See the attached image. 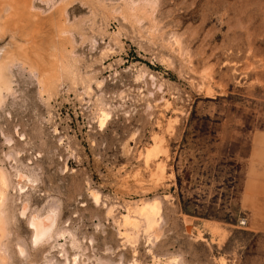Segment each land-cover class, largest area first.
Listing matches in <instances>:
<instances>
[{
	"label": "rangeland",
	"instance_id": "rangeland-1",
	"mask_svg": "<svg viewBox=\"0 0 264 264\" xmlns=\"http://www.w3.org/2000/svg\"><path fill=\"white\" fill-rule=\"evenodd\" d=\"M0 68V264H264V0H0Z\"/></svg>",
	"mask_w": 264,
	"mask_h": 264
},
{
	"label": "bare ground",
	"instance_id": "bare-ground-1",
	"mask_svg": "<svg viewBox=\"0 0 264 264\" xmlns=\"http://www.w3.org/2000/svg\"><path fill=\"white\" fill-rule=\"evenodd\" d=\"M26 3V2H25ZM4 68H0V76L2 78H6L5 76V73H3ZM208 83V82H206ZM149 162V161H148ZM146 166V165H145ZM1 169V168H0ZM163 173V171H162ZM163 175V174H162ZM19 177V176H18ZM152 178V177H151ZM161 178V177H159ZM153 181V180H152ZM157 182V180H156ZM8 179L6 178L5 174L3 172L0 171V233L2 232V224L4 223V212H2V206H4V203L6 201V190L8 189ZM157 206V203L155 205V203L153 202V204L149 205V203H146V204H141V206L139 208H136L137 209V212L139 211V213L141 214V217L144 216V221L145 224H147L148 226H151L155 221H153V215H151V212L153 211V209H155ZM148 208H151V212L149 213L148 212ZM5 209V208H4ZM7 209V208H6ZM48 211V210H47ZM49 212V211H48ZM52 212V211H51ZM136 212V210H135ZM136 212V213H137ZM25 213V207H22V210H21V215L23 216ZM55 213V212H53ZM153 213V212H152ZM47 214V213H46ZM56 214V213H55ZM55 214H49L44 217V218H39V217H31L29 216V221H28V224H29V228L30 230L32 231L31 233V237L32 238V242L34 244H39V242H42L44 240H47L51 237V234L54 232H52V229L54 227V224H55ZM130 214V213H129ZM4 215V216H3ZM137 215V214H135ZM5 219V218H4ZM124 219L127 220L128 218L126 216H124ZM132 219V218H131ZM140 219V218H139ZM143 219V218H142ZM127 222V221H126ZM133 225V223H132ZM4 227H5V223H4ZM55 228V227H54ZM4 230V229H3ZM212 230V229H211ZM5 232V231H4ZM54 234V233H53ZM4 235V234H3ZM55 235V234H54ZM123 235V234H122ZM1 236V235H0ZM7 236V235H6ZM58 236V235H57ZM56 236V237H57ZM5 238V237H4ZM51 239V238H50ZM30 240V239H29ZM30 242V243H32ZM47 243V242H46ZM21 244V243H20ZM24 244V243H23ZM43 244V243H42ZM31 245V244H30ZM17 246V245H16ZM34 246V245H33ZM3 247V246H2ZM36 248V246L34 247V249ZM1 249V248H0ZM16 249V248H15ZM20 249V248H19ZM31 250V249H30ZM21 251V250H20ZM22 251L24 252L23 248H22ZM21 251V252H22ZM26 256V255H25ZM5 257V255H4ZM3 257V258H4ZM23 259V258H22ZM3 262V261H2ZM74 262V261H73ZM76 262V261H75ZM4 264V263H2Z\"/></svg>",
	"mask_w": 264,
	"mask_h": 264
}]
</instances>
